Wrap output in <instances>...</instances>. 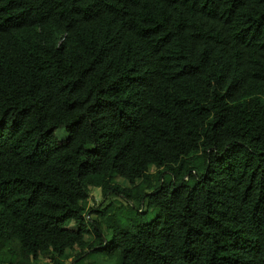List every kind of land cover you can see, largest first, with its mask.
I'll use <instances>...</instances> for the list:
<instances>
[{"label": "trees", "instance_id": "16d2710c", "mask_svg": "<svg viewBox=\"0 0 264 264\" xmlns=\"http://www.w3.org/2000/svg\"><path fill=\"white\" fill-rule=\"evenodd\" d=\"M98 252L264 264V0H0V264Z\"/></svg>", "mask_w": 264, "mask_h": 264}, {"label": "rangeland", "instance_id": "374dc122", "mask_svg": "<svg viewBox=\"0 0 264 264\" xmlns=\"http://www.w3.org/2000/svg\"><path fill=\"white\" fill-rule=\"evenodd\" d=\"M114 178H115V180H117L123 184L127 183L126 179L119 174H115ZM108 197L113 199V200H116V201L121 200V197H119V195H116L114 193H108L107 198ZM100 200H103V196L101 194L100 188L98 186L91 185L89 187V197H88V201H87L88 206L94 207L95 204L97 202H99ZM88 211H89L90 216L94 215V213L92 212V209H89ZM65 225L70 226V227H75L73 220L68 221ZM72 253H74V249L71 250L70 255ZM86 258L87 259L97 258V259H100L104 264H111L113 262V260L115 259L114 256H109V255H106V254L101 253V252L92 254V256H88ZM30 264H51V260H50L48 255H43V256L39 257L37 260H32L30 262Z\"/></svg>", "mask_w": 264, "mask_h": 264}]
</instances>
